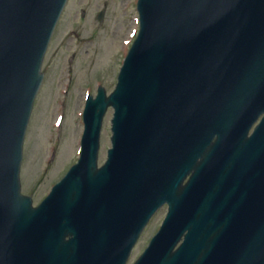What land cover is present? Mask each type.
Segmentation results:
<instances>
[{"label":"water","instance_id":"obj_1","mask_svg":"<svg viewBox=\"0 0 264 264\" xmlns=\"http://www.w3.org/2000/svg\"><path fill=\"white\" fill-rule=\"evenodd\" d=\"M65 1L0 0V264H125L164 202L135 264H264V117L247 136L264 115V0H139L116 91L87 102L80 164L33 209L21 146Z\"/></svg>","mask_w":264,"mask_h":264},{"label":"rangeland","instance_id":"obj_2","mask_svg":"<svg viewBox=\"0 0 264 264\" xmlns=\"http://www.w3.org/2000/svg\"><path fill=\"white\" fill-rule=\"evenodd\" d=\"M135 5L136 0H68L43 61L44 78L24 140L22 192L32 195L35 204L76 159L85 97L95 95L98 85L107 93L113 90L123 54L137 30ZM101 9L105 16L99 24L95 17ZM82 10L85 15L81 18ZM111 114L109 110L104 120L100 164L110 147ZM165 213L163 208L153 217L127 264L144 250Z\"/></svg>","mask_w":264,"mask_h":264}]
</instances>
